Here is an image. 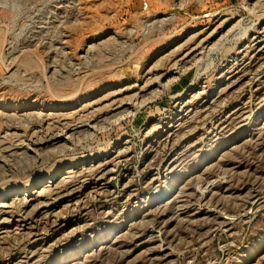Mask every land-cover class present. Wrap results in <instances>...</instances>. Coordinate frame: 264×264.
<instances>
[{
	"label": "rangeland",
	"instance_id": "1",
	"mask_svg": "<svg viewBox=\"0 0 264 264\" xmlns=\"http://www.w3.org/2000/svg\"><path fill=\"white\" fill-rule=\"evenodd\" d=\"M0 197V264H264V0H0Z\"/></svg>",
	"mask_w": 264,
	"mask_h": 264
},
{
	"label": "bare ground",
	"instance_id": "2",
	"mask_svg": "<svg viewBox=\"0 0 264 264\" xmlns=\"http://www.w3.org/2000/svg\"><path fill=\"white\" fill-rule=\"evenodd\" d=\"M262 21V20H261ZM71 172V171H70ZM68 173V172H67ZM1 198V197H0ZM8 198V196L3 197L2 199Z\"/></svg>",
	"mask_w": 264,
	"mask_h": 264
}]
</instances>
